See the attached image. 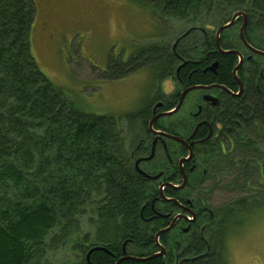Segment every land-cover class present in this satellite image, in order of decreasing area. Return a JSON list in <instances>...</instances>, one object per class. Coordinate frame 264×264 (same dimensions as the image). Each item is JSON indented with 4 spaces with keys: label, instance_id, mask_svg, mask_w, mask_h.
<instances>
[{
    "label": "trees",
    "instance_id": "16d2710c",
    "mask_svg": "<svg viewBox=\"0 0 264 264\" xmlns=\"http://www.w3.org/2000/svg\"><path fill=\"white\" fill-rule=\"evenodd\" d=\"M135 1L151 8L155 19L181 23L186 30L172 46L151 43L121 74L107 76L125 77L150 67L162 79L180 68L176 80L187 87L218 82L236 89L232 72L238 57L220 52L216 41L218 28L236 13L248 18L246 40L264 51V0ZM36 12L34 0H0V264H55L59 253L65 254L62 264H88L87 254L100 246L109 252L94 251L92 264H117L126 256L119 264H230L234 224L239 214L251 212L252 203L242 198L213 208L202 194L209 180L216 182L223 172L238 170L248 177L263 162L257 159L264 156V94L257 90L255 73L246 78L238 72L246 93L225 103L220 117L224 132L207 146L194 148L197 170L191 173L189 197L196 204L197 221L188 233L160 237L166 253L156 256L161 252L156 234L163 226L154 215L165 207L157 205V184L143 175L162 166L143 164L141 176L134 160L151 147V108L161 95L123 118L78 109L34 59ZM244 21L239 16L236 23ZM239 31L237 26L224 31L219 40L223 51L241 50ZM143 54L148 59L140 63ZM259 61L264 65V59ZM215 62V74L202 73ZM115 65L117 61L110 71ZM239 121L245 124L237 128L241 134L231 136L228 126ZM221 140L227 145L234 141L241 158L220 151Z\"/></svg>",
    "mask_w": 264,
    "mask_h": 264
},
{
    "label": "rangeland",
    "instance_id": "374dc122",
    "mask_svg": "<svg viewBox=\"0 0 264 264\" xmlns=\"http://www.w3.org/2000/svg\"><path fill=\"white\" fill-rule=\"evenodd\" d=\"M34 2V59L45 77L78 109L123 118L147 108L156 95L170 98L179 89L169 76L160 79V73L150 67L125 77L107 75L121 74L127 62L151 43L172 46L186 30L181 23L155 19L151 8L135 0ZM147 59L143 54L140 63ZM114 61L117 65L110 71ZM197 95V91L190 92L176 119L187 114ZM234 155L241 158L238 151ZM257 161L251 176L245 177L238 170L223 172L216 182L209 180L202 194L213 208H226L242 198L252 203L251 212L239 214L234 224L237 230L229 242L230 264H264V156ZM55 258V264L66 260L64 253Z\"/></svg>",
    "mask_w": 264,
    "mask_h": 264
},
{
    "label": "flooded vegetation",
    "instance_id": "af4514ba",
    "mask_svg": "<svg viewBox=\"0 0 264 264\" xmlns=\"http://www.w3.org/2000/svg\"><path fill=\"white\" fill-rule=\"evenodd\" d=\"M243 25L244 23H240L238 25L236 23L233 25V27H231L234 28L235 26H237L240 30L239 40L241 50L239 51L241 53L242 59L239 55H236L238 57V62L240 60L243 62V64L237 69V74H234L235 68L232 72L235 80L232 85H236V89H232L231 86L220 84L218 82L212 84L193 85V87H196L193 90L195 92L197 91L198 95L196 96V99L194 100L192 105L189 107L190 110L187 111V114L183 117L177 119L175 118V115L181 113L183 105L185 104L190 92L184 97L185 99L183 101L182 107L180 108V111L170 117L161 116V118L155 120L152 130L150 129L151 120L156 116L161 115L162 113L170 112L168 110H165L168 106H173L172 110L177 107L181 100L182 93L185 90L193 88L192 86H185L183 80H176V77L178 79L180 77L179 68L174 73V75H171V79L177 83L179 89L172 93L170 98L160 97L153 103V106L151 108L153 111V118L150 120L149 124V131L152 132L151 147L149 148V150H147V154L134 160V166L136 172L142 176L143 174L140 173V171L137 169L136 162L141 158L151 156L150 154L152 151V147L154 145V142H156L157 144L155 157L151 161H142L139 166L142 170L143 164L157 163V165L162 166V168L159 169L152 168L151 174H148L143 170L146 173V175L144 174L143 176L147 177V180L149 182L156 183L157 188H159L160 200L157 202V205L165 207V211H157L154 215V220L160 221L161 226H163L160 227L157 232L160 233L161 231L166 230V228L173 225L175 222L171 230L166 231V233H162L160 237L166 234L175 233L176 235H180L181 233H188V230L197 221L196 204L194 200H192V197H189V195L193 192V186L190 185L191 173L194 172V170H197L195 164H193V158L195 155L194 148L196 145L207 146V144L209 142H212V140H218V138L222 135V132H224L225 129L223 124L221 123L220 117H222V114H224V112L226 111L225 103H227L228 100L238 99L246 93V84H244V81L239 77L238 72L246 78H248V76H251V72H254L256 76L255 84L257 90L259 93L264 94V65H262V61H259L260 59H264V51L254 48L249 43V41L246 40V38L245 40L248 44L241 40L240 33ZM256 51L263 52V54L257 53ZM207 72L215 74L216 70L215 72L204 70V72L202 73L204 74ZM161 103V108L155 109V107ZM247 106L254 108L250 104ZM253 118L250 117V119ZM183 119L188 121V124H186V121H184ZM235 123L236 125L233 128L228 126L227 132L231 133V136H239L241 133L240 131L237 132V128H239V126H245V124H242V122L240 121ZM263 130L264 129H262V131ZM193 134H195L194 137L190 139ZM173 137L179 138L185 143L179 142ZM189 148L192 150L193 157L191 160H185V158H188L190 156ZM237 148L238 146L235 145L234 141H231V144L227 145L223 140H221V145H219V150L224 152H236ZM181 162L182 165L180 164ZM168 166H171L174 170L172 172H169ZM204 174L206 175V171H204ZM150 177L159 178L151 179ZM186 178V185L184 188H182ZM174 179L177 180L174 182ZM176 192L182 194V196L180 197L181 199L174 196ZM165 253L166 251L163 254L165 255ZM126 258L128 259L129 257L126 256Z\"/></svg>",
    "mask_w": 264,
    "mask_h": 264
},
{
    "label": "water",
    "instance_id": "95a60500",
    "mask_svg": "<svg viewBox=\"0 0 264 264\" xmlns=\"http://www.w3.org/2000/svg\"><path fill=\"white\" fill-rule=\"evenodd\" d=\"M239 16H242L244 19H245V21H244V25H243V27L241 28L242 30H241V33H240V38H241V40H243L246 44H248L247 42H246V40H245V37H244V32H245V27H246V24H247V18H246V16H245V14L244 13H236V14H234V16H233V19H232V21L230 22V23H227V24H224V26H222V27H220V28H218V31H217V35H216V41H217V48H218V50L220 51V52H223L224 54L226 53V54H237V55H239L240 56V58L242 59V56H241V53L239 52V51H223L222 50V48H221V44H220V36L224 33V31L226 30V29H230L231 27H233V25L235 24V22H236V20L238 19V17ZM257 52V51H256ZM257 53H261V54H263V52H260V51H258ZM240 63L237 65V67L235 68V70H234V74H237L236 72H237V69L243 64V62L240 60L239 61ZM218 64L219 63H217V62H215L214 63V65L213 66H211V67H209V68H207L206 70H210V71H212V72H215V70L217 69V67H218ZM194 88H196V87H193V88H191V89H188V90H185L183 93H182V95H181V100H180V102H179V104L177 105V107H175L172 111H170V112H165V113H162L161 115H158V116H156L155 118H153L152 120H151V124H150V129H152L153 130V125H154V122H155V120H157V119H159V118H161V116H167V117H170V116H172L173 114H175V113H177L178 111H180V108L182 107V105H183V101H184V97L189 93V92H191V91H193V89ZM161 106H162V103L161 104H158L156 107H155V109L156 108H161ZM194 135L195 134H193L192 136H191V138L190 139H192L193 137H194ZM175 140H177V141H179V142H182V143H185L184 141H182L181 139H179V138H176V137H173ZM156 142H154V145H153V147H152V151H151V156H149V157H146V158H141L140 160H138L137 162H136V166H137V169L140 171V173H144L142 170H140V166H139V164L142 162V161H151L154 157H155V150H156ZM189 153H190V156L188 157V158H185V160H191L192 159V157H193V153H192V150L189 148ZM181 165H182V162L180 163ZM145 174V173H144ZM146 175V174H145ZM151 179H158L159 177H150ZM186 182H187V178L185 179V182H184V184H183V187L182 188H184L185 187V185H186ZM174 224H175V222H174ZM173 224V225H174ZM173 225H171V226H169L168 228H166V230H163V231H161L160 233H158L157 235H156V243L159 245V247H160V249H161V252H159V253H156V256H158V255H164L163 253L165 252V250H164V247L161 245V243H159V238H160V236H161V234L162 233H166V231H169V230H171V228H172V226ZM101 250H104V251H106V252H109L106 248H104V247H94V248H92L91 250H90V252L87 254V263L88 264H92L91 263V261H90V255L94 252V251H101ZM155 256V257H156ZM133 258V257H132ZM124 259H127L126 257L125 258H123V259H121L117 264H119L120 262H122ZM134 259H136V260H138V261H145V260H147V259H149V258H145V259H138V258H133V260Z\"/></svg>",
    "mask_w": 264,
    "mask_h": 264
},
{
    "label": "bare ground",
    "instance_id": "6f19581e",
    "mask_svg": "<svg viewBox=\"0 0 264 264\" xmlns=\"http://www.w3.org/2000/svg\"><path fill=\"white\" fill-rule=\"evenodd\" d=\"M189 30V29H188ZM208 71V70H207ZM161 136V135H160ZM149 140V139H148ZM148 145V144H147ZM189 172V171H188Z\"/></svg>",
    "mask_w": 264,
    "mask_h": 264
}]
</instances>
